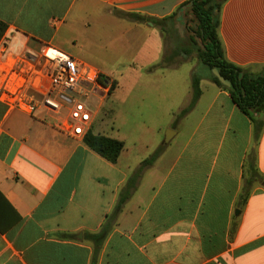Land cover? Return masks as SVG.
Listing matches in <instances>:
<instances>
[{
    "label": "crops",
    "instance_id": "obj_1",
    "mask_svg": "<svg viewBox=\"0 0 264 264\" xmlns=\"http://www.w3.org/2000/svg\"><path fill=\"white\" fill-rule=\"evenodd\" d=\"M188 1L0 0V20L8 26L3 40L18 54L35 56L50 47L47 53L82 56L91 63L76 58L107 76L100 67L109 68V60L86 55L80 47L83 54H71L80 29L96 32L97 18L100 39L107 36L119 46L128 37L124 51H130L136 35L156 40L162 35L157 25L123 15L160 21ZM218 34L228 62L251 75L264 74V0H228ZM159 49L162 57L163 40L160 45L144 40L126 68L152 73L164 60H157ZM115 67L122 69V50ZM200 88V99L182 119L191 129L176 155L169 158L165 148L144 172L97 264H264V182L254 187L242 210L236 208L254 149L264 180V129L255 144L251 121L228 91L206 76ZM191 100L189 90L173 115ZM61 119L44 110L9 111L0 102V264H92L95 245L88 235L102 230L120 191L148 158L122 165L124 144L112 164L84 139L61 132ZM90 131L108 137L94 120Z\"/></svg>",
    "mask_w": 264,
    "mask_h": 264
},
{
    "label": "rangeland",
    "instance_id": "obj_2",
    "mask_svg": "<svg viewBox=\"0 0 264 264\" xmlns=\"http://www.w3.org/2000/svg\"><path fill=\"white\" fill-rule=\"evenodd\" d=\"M93 23L96 32L92 29H80L79 42L75 44L77 48L71 54H91L111 63L109 68L100 67V70L108 73L109 76L104 77L115 83L114 91L107 97L98 91L90 101L95 124H99L102 133L108 137L124 142L127 152L121 157L122 165L150 157L159 147L163 148V152L166 148L168 157L172 158L181 146L185 134L191 129L179 113L176 116L173 114L182 108L188 91H192V76H206L211 79L212 75L210 69L199 61L198 47L190 44L184 27L180 26L175 30L170 22H162L158 29L162 35L164 55L160 56L162 52L159 49L157 60L159 62L163 57L169 58V63L163 65L169 69H157L150 74L143 73L140 69L129 71L125 65L134 60L143 41H155L160 45L161 38L156 40L136 35V42L131 50L124 51L125 45L129 44L126 34L122 45L117 46L107 36L100 39L96 26L98 19L95 18ZM181 29L184 30L183 34ZM111 38L114 36L111 35ZM79 47L85 51L80 52ZM184 49H189L191 53L184 54ZM121 50L122 69H119L115 67V63ZM76 57L88 61L82 56ZM160 92L162 93L159 94ZM169 130L176 133L179 130L180 134L171 143L164 145Z\"/></svg>",
    "mask_w": 264,
    "mask_h": 264
},
{
    "label": "trees",
    "instance_id": "obj_3",
    "mask_svg": "<svg viewBox=\"0 0 264 264\" xmlns=\"http://www.w3.org/2000/svg\"><path fill=\"white\" fill-rule=\"evenodd\" d=\"M227 1L190 0L181 6L175 14L160 21L138 14H126L123 17L136 23L151 22L157 26H160L162 22H170L175 30L177 27H184L190 44L198 47L200 63L210 69L212 73L211 81L219 88L228 91L236 106L251 121L253 125V139L255 144H257L264 129V74L251 75L242 67L226 60L218 29L220 26V14ZM7 29V24L0 20V42L4 38ZM161 30L163 31L164 28H161ZM190 53L189 49H184V54L188 55ZM169 61L170 59L165 57L162 63L154 69L166 67L163 65L168 64ZM241 74L242 78H240ZM99 80L103 84L109 81L104 76H100ZM200 82L201 77L194 75L192 78V100L188 107L179 113L180 117L189 114L200 99L202 95ZM114 89L115 83H112V91ZM84 143L92 151L112 164L118 162L124 150V143L122 141L96 135L92 131L86 134ZM162 153L163 148L159 147L139 165L120 191L117 204L112 213L108 215L102 230L97 234L88 235V239L95 245L92 264H97L101 246L113 230L124 206L136 191L144 172L157 161ZM263 182L264 180L257 170V155L254 149L248 154L244 166L243 186L236 203L238 210L243 209L254 187ZM235 227L236 223H234L232 231L235 230Z\"/></svg>",
    "mask_w": 264,
    "mask_h": 264
},
{
    "label": "built area",
    "instance_id": "obj_4",
    "mask_svg": "<svg viewBox=\"0 0 264 264\" xmlns=\"http://www.w3.org/2000/svg\"><path fill=\"white\" fill-rule=\"evenodd\" d=\"M51 49L38 55L11 51L0 42V102L9 111L33 114L38 110L62 118L58 129L74 139H84L91 130L94 111L91 98L100 91L107 97L112 82H100L89 64Z\"/></svg>",
    "mask_w": 264,
    "mask_h": 264
},
{
    "label": "water",
    "instance_id": "obj_5",
    "mask_svg": "<svg viewBox=\"0 0 264 264\" xmlns=\"http://www.w3.org/2000/svg\"><path fill=\"white\" fill-rule=\"evenodd\" d=\"M183 31L184 30H180V32H181V34H183ZM240 78H242V74L240 75ZM172 135H174V131H168V133H167V135H166V141L164 142V145H166L169 141H170V139L172 138ZM239 212L237 211V214H238Z\"/></svg>",
    "mask_w": 264,
    "mask_h": 264
}]
</instances>
